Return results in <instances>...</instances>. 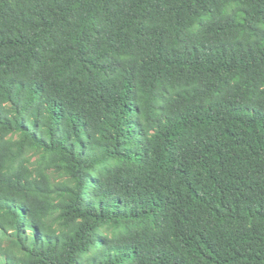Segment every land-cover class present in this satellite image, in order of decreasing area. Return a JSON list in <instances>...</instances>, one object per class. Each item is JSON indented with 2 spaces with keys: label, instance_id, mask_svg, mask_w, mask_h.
I'll return each mask as SVG.
<instances>
[{
  "label": "trees",
  "instance_id": "1",
  "mask_svg": "<svg viewBox=\"0 0 264 264\" xmlns=\"http://www.w3.org/2000/svg\"><path fill=\"white\" fill-rule=\"evenodd\" d=\"M0 264H264V0H0Z\"/></svg>",
  "mask_w": 264,
  "mask_h": 264
}]
</instances>
